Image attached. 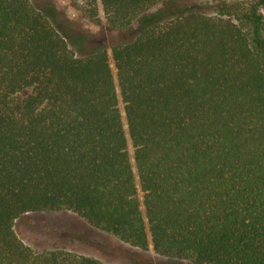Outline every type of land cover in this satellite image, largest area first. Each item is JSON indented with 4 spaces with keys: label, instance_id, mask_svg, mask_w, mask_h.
Returning a JSON list of instances; mask_svg holds the SVG:
<instances>
[{
    "label": "trees",
    "instance_id": "trees-1",
    "mask_svg": "<svg viewBox=\"0 0 264 264\" xmlns=\"http://www.w3.org/2000/svg\"><path fill=\"white\" fill-rule=\"evenodd\" d=\"M125 37L76 51L0 0V264H109L17 234L70 212L190 264H264V0H77Z\"/></svg>",
    "mask_w": 264,
    "mask_h": 264
},
{
    "label": "rangeland",
    "instance_id": "rangeland-1",
    "mask_svg": "<svg viewBox=\"0 0 264 264\" xmlns=\"http://www.w3.org/2000/svg\"><path fill=\"white\" fill-rule=\"evenodd\" d=\"M67 36L76 51L89 49L88 38L110 45L116 38L125 37L108 29L102 22L89 19L77 0H31ZM209 13V0H192ZM15 230L28 245L38 248H66L99 258L109 264H190L129 247L116 237L88 226L70 212L26 213L16 220Z\"/></svg>",
    "mask_w": 264,
    "mask_h": 264
}]
</instances>
